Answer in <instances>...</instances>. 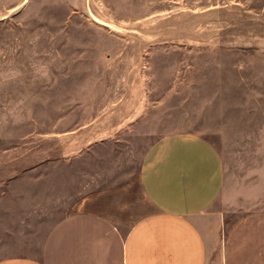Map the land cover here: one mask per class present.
<instances>
[{"label":"rangeland","instance_id":"374dc122","mask_svg":"<svg viewBox=\"0 0 264 264\" xmlns=\"http://www.w3.org/2000/svg\"><path fill=\"white\" fill-rule=\"evenodd\" d=\"M201 134L225 231L264 210V0H0V259Z\"/></svg>","mask_w":264,"mask_h":264},{"label":"crops","instance_id":"0c3cea01","mask_svg":"<svg viewBox=\"0 0 264 264\" xmlns=\"http://www.w3.org/2000/svg\"><path fill=\"white\" fill-rule=\"evenodd\" d=\"M225 172L201 134H170L131 180L83 196L48 232L39 254L0 264H264V210L226 230L210 211Z\"/></svg>","mask_w":264,"mask_h":264}]
</instances>
